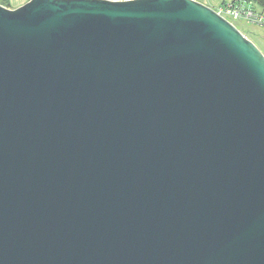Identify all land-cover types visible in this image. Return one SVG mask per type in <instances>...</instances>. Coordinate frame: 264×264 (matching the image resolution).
<instances>
[{"label":"water","instance_id":"1","mask_svg":"<svg viewBox=\"0 0 264 264\" xmlns=\"http://www.w3.org/2000/svg\"><path fill=\"white\" fill-rule=\"evenodd\" d=\"M0 264H264V55L196 0L0 4Z\"/></svg>","mask_w":264,"mask_h":264},{"label":"built area","instance_id":"2","mask_svg":"<svg viewBox=\"0 0 264 264\" xmlns=\"http://www.w3.org/2000/svg\"><path fill=\"white\" fill-rule=\"evenodd\" d=\"M215 11L232 23V20L244 19L264 27V15L254 10L252 3L246 0H233L223 3Z\"/></svg>","mask_w":264,"mask_h":264},{"label":"rangeland","instance_id":"3","mask_svg":"<svg viewBox=\"0 0 264 264\" xmlns=\"http://www.w3.org/2000/svg\"><path fill=\"white\" fill-rule=\"evenodd\" d=\"M232 24L251 40L264 55V27L244 19L232 20Z\"/></svg>","mask_w":264,"mask_h":264},{"label":"crops","instance_id":"4","mask_svg":"<svg viewBox=\"0 0 264 264\" xmlns=\"http://www.w3.org/2000/svg\"><path fill=\"white\" fill-rule=\"evenodd\" d=\"M27 1L29 0H0V4L4 5L7 8L14 9L26 3ZM113 1H122V0H113ZM196 1L201 2L215 9L219 7L220 5H222L223 3L233 1V0H196ZM251 3L257 11L261 12L264 15L263 6H260L257 3H253V2Z\"/></svg>","mask_w":264,"mask_h":264},{"label":"trees","instance_id":"5","mask_svg":"<svg viewBox=\"0 0 264 264\" xmlns=\"http://www.w3.org/2000/svg\"><path fill=\"white\" fill-rule=\"evenodd\" d=\"M246 1H250V2H253V3H257L258 5L264 7V0H246ZM252 6H253V5H252ZM253 8H254V10H256L254 6H253ZM256 11H257V10H256Z\"/></svg>","mask_w":264,"mask_h":264}]
</instances>
